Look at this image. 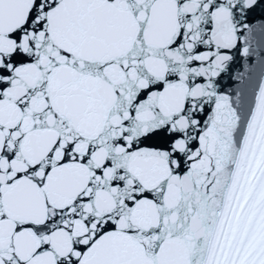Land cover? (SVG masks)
Segmentation results:
<instances>
[{
    "label": "snow or ice",
    "instance_id": "obj_1",
    "mask_svg": "<svg viewBox=\"0 0 264 264\" xmlns=\"http://www.w3.org/2000/svg\"><path fill=\"white\" fill-rule=\"evenodd\" d=\"M0 264H264V0H0Z\"/></svg>",
    "mask_w": 264,
    "mask_h": 264
},
{
    "label": "water",
    "instance_id": "obj_2",
    "mask_svg": "<svg viewBox=\"0 0 264 264\" xmlns=\"http://www.w3.org/2000/svg\"><path fill=\"white\" fill-rule=\"evenodd\" d=\"M237 67H240V66L238 65ZM240 70L242 71L243 69H242V68H240ZM233 83H234V82H233Z\"/></svg>",
    "mask_w": 264,
    "mask_h": 264
}]
</instances>
